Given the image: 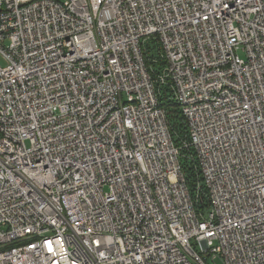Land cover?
<instances>
[{
    "label": "built area",
    "instance_id": "obj_1",
    "mask_svg": "<svg viewBox=\"0 0 264 264\" xmlns=\"http://www.w3.org/2000/svg\"><path fill=\"white\" fill-rule=\"evenodd\" d=\"M0 54V264H264V0H0Z\"/></svg>",
    "mask_w": 264,
    "mask_h": 264
},
{
    "label": "trees",
    "instance_id": "obj_2",
    "mask_svg": "<svg viewBox=\"0 0 264 264\" xmlns=\"http://www.w3.org/2000/svg\"><path fill=\"white\" fill-rule=\"evenodd\" d=\"M145 54L150 56L148 53H151V55H154L155 49L154 47L147 46V48L144 51ZM150 62V61H149ZM156 69L158 65H162L164 62L162 60H158L157 62L153 63L150 62ZM160 89L162 88V95L160 97V106L164 108L166 119L168 122V125L170 127L172 139L175 142V144H180V141L186 137V125L183 120L182 114L180 112V109L177 107V105L167 100L166 97H164L167 94V88L165 86H160ZM191 149L188 148H181V156L179 158L180 165H181V171L185 178L186 184L188 188L190 189L191 193H194V190L196 188V183L200 179L199 172L196 168L195 161L190 157ZM201 200L199 201L198 207L202 211L207 206L206 197L203 194V191L200 194Z\"/></svg>",
    "mask_w": 264,
    "mask_h": 264
},
{
    "label": "rangeland",
    "instance_id": "obj_3",
    "mask_svg": "<svg viewBox=\"0 0 264 264\" xmlns=\"http://www.w3.org/2000/svg\"><path fill=\"white\" fill-rule=\"evenodd\" d=\"M3 44H5V43H3ZM240 54L243 56L242 53H240ZM5 64H6V61H5V59L3 58V56L0 54V65L4 66ZM194 248H195V250H196L199 254H201V256H202V258H204V261H205L206 264H215V263H218V260H217V259L212 260L211 257H210V255H207L205 252H202V251L200 250V248H199L198 245L194 244Z\"/></svg>",
    "mask_w": 264,
    "mask_h": 264
}]
</instances>
